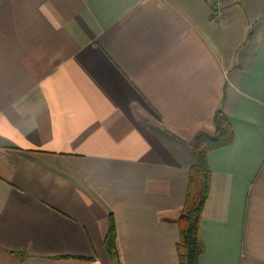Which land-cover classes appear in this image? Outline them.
<instances>
[{
	"label": "crops",
	"instance_id": "crops-1",
	"mask_svg": "<svg viewBox=\"0 0 264 264\" xmlns=\"http://www.w3.org/2000/svg\"><path fill=\"white\" fill-rule=\"evenodd\" d=\"M0 0V264H178L198 132L197 264H264V0Z\"/></svg>",
	"mask_w": 264,
	"mask_h": 264
},
{
	"label": "trees",
	"instance_id": "trees-1",
	"mask_svg": "<svg viewBox=\"0 0 264 264\" xmlns=\"http://www.w3.org/2000/svg\"><path fill=\"white\" fill-rule=\"evenodd\" d=\"M212 134L196 133L187 143L191 154L183 205L178 216V241L175 251L178 264H197L203 247L199 238V223L203 206L209 195L211 172L207 153L228 146L233 141V131L222 108L213 115ZM105 251L112 264H120L115 245V223L111 213L103 240Z\"/></svg>",
	"mask_w": 264,
	"mask_h": 264
},
{
	"label": "built area",
	"instance_id": "built-area-1",
	"mask_svg": "<svg viewBox=\"0 0 264 264\" xmlns=\"http://www.w3.org/2000/svg\"><path fill=\"white\" fill-rule=\"evenodd\" d=\"M210 7V19L212 22L221 23L226 18V10L222 6L223 0H207Z\"/></svg>",
	"mask_w": 264,
	"mask_h": 264
}]
</instances>
